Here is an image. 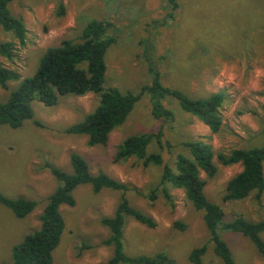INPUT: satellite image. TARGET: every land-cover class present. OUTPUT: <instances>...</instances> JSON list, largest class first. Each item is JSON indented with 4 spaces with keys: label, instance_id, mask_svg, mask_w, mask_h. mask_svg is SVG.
Instances as JSON below:
<instances>
[{
    "label": "rangeland",
    "instance_id": "1",
    "mask_svg": "<svg viewBox=\"0 0 264 264\" xmlns=\"http://www.w3.org/2000/svg\"><path fill=\"white\" fill-rule=\"evenodd\" d=\"M176 1L175 9L170 0H12L8 4L10 14L22 18L27 33L25 44L15 45L13 59L0 55V62L21 77L35 72L47 47L63 39L77 40L87 21L101 19L111 23L108 34L115 37L105 53V88L136 92L150 83V65L159 72L164 86L190 98L220 92L224 101L220 130L212 133L170 94L162 98L161 104L173 113V118H154L146 94L125 121L110 132L105 145L88 146L86 135L69 134L65 128L93 110L98 94L62 95L54 106L33 100V117L42 126L31 119L17 128L0 125V193L37 202L24 218L15 217L0 204V264L11 261L13 244L39 228L46 198L59 184L43 164L49 162L71 173V152L87 161L92 174L102 170L134 187L126 191L129 203L155 219L156 226L149 228L125 216L123 241L128 255L164 252L176 264H193L188 258L190 250L207 242L203 264H221L208 242L203 214L194 208L184 190L165 182L170 199L164 196L159 186L162 166L145 167L134 157L113 161L124 138L159 128L170 147L160 149L152 139L147 151L160 152L163 161L172 167L178 153L189 155L183 142L201 140L211 144L217 170L212 177L204 172L201 176L206 180L207 199L222 207L227 220L237 214L251 221L264 218V192L259 200L254 192L244 199L223 200L228 180L241 170V165H223L216 156L235 148L259 146L264 139V0ZM4 41L17 43L12 32L0 26V42ZM17 85L18 81H9L6 88L0 86V101ZM154 188L156 198L149 200L147 195ZM73 196V206H60L65 227L52 252V264H104L113 248L102 243L110 231L100 219L113 215L121 191L104 188L94 192L87 183L76 187ZM176 221L185 227L180 230L174 226ZM260 234L264 241V232ZM221 237L236 264H264V254L246 236L225 231Z\"/></svg>",
    "mask_w": 264,
    "mask_h": 264
},
{
    "label": "trees",
    "instance_id": "2",
    "mask_svg": "<svg viewBox=\"0 0 264 264\" xmlns=\"http://www.w3.org/2000/svg\"><path fill=\"white\" fill-rule=\"evenodd\" d=\"M12 0H0V26L10 31L17 43L12 41L0 42V55L12 60L15 55V45L23 46L27 29L20 17L10 14L8 4ZM172 9L178 4L170 0ZM60 13H63L60 5ZM111 23L107 20L92 19L81 29L77 40L63 39L58 45L49 46L39 59L35 72L28 77H21L17 72L6 68L0 62V86L7 87L9 81H18V85L11 90L8 97L0 101V125L7 124L11 128L20 127L24 121L31 119L37 126L41 122L35 119L32 101L39 100L46 106H54L59 96H81L88 92L99 95V101L92 111L83 118L65 128L69 134H84L87 145H105L110 132L121 125L133 109L135 103L143 95L151 99V114L154 118L172 119L173 113L166 109L161 100L166 95L175 96L182 108L202 120L210 132L218 133L222 124L220 107L224 96L220 92L211 93L206 98H190L180 90L164 86L160 81L159 72L149 65L151 81L144 84L136 92L122 93L116 87L103 86L106 71L105 53L107 48L115 42V37L108 34ZM264 136V121L262 126ZM155 139L158 147H170V143L163 139V131L132 134L124 138L117 146L113 155L114 162H123L131 157L141 161L142 165L162 166L159 186L164 196L170 199V193L164 186L169 182L175 188H181L187 199L195 209L203 214L204 223L209 231L208 242L213 245V252L221 259V264H236L232 251L222 239L225 231L238 232L246 236L264 254V218L251 221L240 214L227 220L222 207L207 199L205 194L206 180L202 178L204 172L212 177L217 170L214 162L215 153L210 143L193 140L182 143L189 155L178 153L174 167L163 161L160 152H148L149 143ZM217 158L223 165L240 163L241 170L232 176L226 185L223 200H240L254 192L257 200L264 192V139L259 146L250 148H235L228 153L218 152ZM69 162L72 172L46 162L43 164L58 180L56 189L46 198V203L39 215L40 225L36 230L23 236L20 242L11 247V261L5 264H52V252L59 244L65 222L60 213V206H73L75 198L73 191L81 184L89 183L94 192L104 188L121 191L120 201L111 216L100 219L102 225L109 228L110 234L103 239L104 245H111L113 252L104 264H176L164 252L154 254L128 255L124 249L125 216L149 227L156 226L155 219L132 206L126 191L135 189L117 180L102 170L92 174L87 161L78 153L71 152ZM156 188L151 189L147 198H156ZM0 204L9 208L15 217L24 218L30 214L37 202L30 198H10L0 193ZM174 226L182 230L185 225L176 221ZM88 246H82L87 248ZM207 242L193 247L188 255L193 264H203L202 257L206 253Z\"/></svg>",
    "mask_w": 264,
    "mask_h": 264
}]
</instances>
